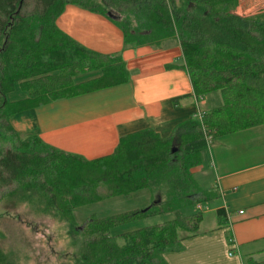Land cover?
<instances>
[{
    "label": "trees",
    "instance_id": "1",
    "mask_svg": "<svg viewBox=\"0 0 264 264\" xmlns=\"http://www.w3.org/2000/svg\"><path fill=\"white\" fill-rule=\"evenodd\" d=\"M33 1L35 13L27 16L22 11L26 0H0V142L7 143L0 145V188L6 187L1 197L12 193L13 200L15 189L31 190L36 199L27 192L25 202L72 219L80 206L165 186L168 196L161 205L154 202L103 218L92 215L77 228L82 243L76 264H167L162 254L180 251L203 220L200 211L181 215L180 209L213 197L200 190L191 172L202 163L205 135L211 141L264 123V11L240 15L239 0ZM67 3L107 17L110 10L130 15L134 21L110 18L122 30L125 46L178 39L195 98L218 92L221 102L201 118L191 116L167 137L153 128L122 135L111 154L93 159L56 150L37 134H21L11 123L17 113L129 80L119 54L88 49L58 28L56 19ZM92 68H99L97 77L72 81L73 75ZM16 88L24 97L8 99ZM165 212L174 217L110 234L113 226ZM6 257L0 251V264H8Z\"/></svg>",
    "mask_w": 264,
    "mask_h": 264
},
{
    "label": "crops",
    "instance_id": "2",
    "mask_svg": "<svg viewBox=\"0 0 264 264\" xmlns=\"http://www.w3.org/2000/svg\"><path fill=\"white\" fill-rule=\"evenodd\" d=\"M260 11L264 0H239L236 7L240 15ZM56 24L88 49L119 54L129 80L19 112L11 119L18 132L37 134L56 150L93 159L111 154L122 135L153 128L167 137L194 116L195 106L197 118L205 112L197 105L204 98L193 95L178 39L125 46L122 30L112 19L73 3L64 6ZM206 144L202 163L191 172H211L222 201L210 205L215 211L211 225L174 252V264L264 260V123L216 135ZM228 247L234 255L229 258Z\"/></svg>",
    "mask_w": 264,
    "mask_h": 264
},
{
    "label": "rangeland",
    "instance_id": "3",
    "mask_svg": "<svg viewBox=\"0 0 264 264\" xmlns=\"http://www.w3.org/2000/svg\"><path fill=\"white\" fill-rule=\"evenodd\" d=\"M76 6L81 7L77 4ZM34 10L35 2L26 0V6L22 9L23 14H27V16L31 13L34 14ZM110 11L120 15L119 20L128 17L131 21H134L130 15L116 10ZM99 74V68H92L73 75V80L76 82L84 81ZM61 78H64V76H61ZM23 95L20 89L16 88L8 95V99H19L24 97ZM203 98V101L200 99L197 102L202 111L221 102V96L218 92L206 94ZM194 117H198L196 106ZM180 132L181 135H176L175 144H173L174 149L179 147L180 137L184 134L183 130ZM0 143L2 147L7 146V143ZM197 172L193 175L196 185L201 191L210 190L209 192L214 193L215 196L212 194V198L201 199L198 203H190L181 208L179 212L181 215H188L200 211L203 214V222L201 221L199 229L204 230L211 225L215 216V211L210 210V205L215 201H222V199L216 183L211 178V172L209 175L206 168L205 172ZM5 189L6 187L0 188V197ZM99 191L104 192L105 190L99 188ZM27 192L31 194L32 198L36 199V193L31 190L19 189L14 190L13 200L10 198L12 193H7L0 198V251L6 253L8 264H76L82 243L76 229H81L92 215L103 218L125 210L143 208L156 200L161 205L166 202L168 196V189L165 186L157 185L152 190L144 188L132 193L130 196H115L100 202L80 206L75 209L72 219L66 217L60 219L54 213L37 209L32 202H25ZM173 217L174 213L165 212L144 218H135L132 221L111 227L110 234L117 235L143 226L161 223ZM231 251V248L228 247L227 257L233 254L229 255ZM162 256L167 263L174 264V252H165Z\"/></svg>",
    "mask_w": 264,
    "mask_h": 264
},
{
    "label": "water",
    "instance_id": "4",
    "mask_svg": "<svg viewBox=\"0 0 264 264\" xmlns=\"http://www.w3.org/2000/svg\"><path fill=\"white\" fill-rule=\"evenodd\" d=\"M107 15L112 18V19H118L119 15H116L115 13H113L112 11H108ZM157 201V200H156ZM154 201V202H156Z\"/></svg>",
    "mask_w": 264,
    "mask_h": 264
},
{
    "label": "built area",
    "instance_id": "5",
    "mask_svg": "<svg viewBox=\"0 0 264 264\" xmlns=\"http://www.w3.org/2000/svg\"><path fill=\"white\" fill-rule=\"evenodd\" d=\"M205 139H206V141H208V142H209V141H210V139H211V135H210V134H206V135H205ZM231 250H232V249H231ZM230 254H232V251H231V252H229V255H230Z\"/></svg>",
    "mask_w": 264,
    "mask_h": 264
}]
</instances>
